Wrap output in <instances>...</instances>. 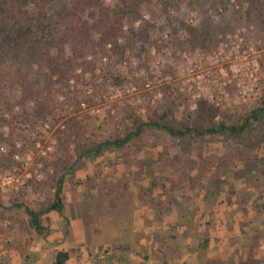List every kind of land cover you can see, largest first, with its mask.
<instances>
[{
	"label": "rangeland",
	"instance_id": "1",
	"mask_svg": "<svg viewBox=\"0 0 264 264\" xmlns=\"http://www.w3.org/2000/svg\"><path fill=\"white\" fill-rule=\"evenodd\" d=\"M122 23L94 64L61 79L20 45L1 53L0 201L37 207L51 198L52 179L62 171L65 178L63 215L45 213L42 233L29 227L23 209H0V264H51L58 250L70 254L64 264L164 261L163 235L177 232L187 213L209 220L204 233L216 218L230 229L247 200L264 214L263 122L236 136L195 138L190 148L145 127L126 145L77 161L72 139L124 134L134 120L165 108L171 118H191L200 100L232 117L256 107L264 95V0H140L139 16ZM149 212L161 252L148 253L133 238L140 235L134 224L149 222ZM237 251L244 257L245 248Z\"/></svg>",
	"mask_w": 264,
	"mask_h": 264
},
{
	"label": "trees",
	"instance_id": "2",
	"mask_svg": "<svg viewBox=\"0 0 264 264\" xmlns=\"http://www.w3.org/2000/svg\"><path fill=\"white\" fill-rule=\"evenodd\" d=\"M250 1L252 5L255 3V0ZM139 5L140 0H114L111 5L104 0H0V55L8 47L20 45L31 58H39L51 74L58 73L60 79L68 77L77 66L87 69L94 64L95 56L99 55L106 43L116 42L123 32V19L137 18ZM66 42L71 47V56H66ZM50 49H54V52ZM87 55L93 58L85 59ZM1 76L0 85L3 81ZM44 90L48 101L54 100L51 76L46 78ZM41 103L44 107L50 105L47 101ZM169 114V108H165L156 115H150L147 120L139 118L124 134H114L103 140L84 141L81 134L77 133L72 138L75 143L74 161L122 147L141 135L145 127L165 131L182 141L187 148H190L193 139L205 135H240L249 130L252 124L264 123V95L256 107L236 117L227 115L205 100L198 102L191 118L174 119ZM61 167H66L64 161ZM64 178L65 172L62 171L52 179L51 198L37 207H31L22 200H14L9 204L0 201V209H23L29 227L42 233L45 226L41 217L45 213L55 210L63 215L61 193ZM200 243L203 245V242ZM68 257L66 250H58L51 264H64Z\"/></svg>",
	"mask_w": 264,
	"mask_h": 264
},
{
	"label": "crops",
	"instance_id": "3",
	"mask_svg": "<svg viewBox=\"0 0 264 264\" xmlns=\"http://www.w3.org/2000/svg\"><path fill=\"white\" fill-rule=\"evenodd\" d=\"M251 203L250 200H247L243 213H240V218L237 220L233 218L234 221H230V229L227 230L225 224H218L219 218H216L214 219L216 228H213L209 233L203 232L204 227H206L203 224L208 225V219L205 220L204 217L200 219L199 215L193 216L187 213L186 218L181 220L183 223L177 232L171 230L167 235H163L167 240L165 252H170L168 259L161 261L160 259L149 258L147 263L206 264L207 261L205 260H208V264H221V258L226 256L223 264H241V258L249 260V264H264V220H261L264 218V214L254 213V210L250 207ZM246 207L249 208L245 210ZM148 215H150L149 222L143 223V225L140 222L137 225L134 224V231H139L140 235L133 236V238L138 240L137 244L139 245L137 247L147 248L148 253L151 249H159V252H161L163 248L160 243L152 242L157 238V234L162 238L160 232L156 230L157 219L152 216L151 212ZM173 216H175L174 212L166 218L172 221ZM151 217L154 218L151 219ZM224 222L226 223V221ZM108 238H113V234ZM202 238H207L205 245L204 242L203 245L200 243ZM243 248H245L244 257H241L240 252L237 250L241 251Z\"/></svg>",
	"mask_w": 264,
	"mask_h": 264
}]
</instances>
